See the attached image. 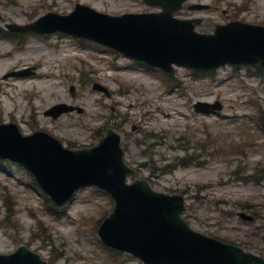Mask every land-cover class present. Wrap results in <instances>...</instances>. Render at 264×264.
<instances>
[{
    "label": "rangeland",
    "instance_id": "rangeland-1",
    "mask_svg": "<svg viewBox=\"0 0 264 264\" xmlns=\"http://www.w3.org/2000/svg\"><path fill=\"white\" fill-rule=\"evenodd\" d=\"M192 2L210 9L184 8L176 15L202 17L197 27L202 32L230 19L264 24V0ZM75 3L109 14L158 9L143 0H0V33L9 31L10 22L28 23L50 11L69 13ZM14 34L0 36L1 48L19 54L0 61V123L15 121L24 134L45 130L71 148L96 144L112 127L121 135L126 163L137 171L129 180L145 178L155 190L183 195L190 227L264 257V133L256 123L264 111V71L222 65L212 76L196 77L191 68L176 66L172 75H161L170 78L167 89L159 74L96 42L61 32ZM33 44L48 55L24 56ZM32 66L34 75L5 77ZM94 82L110 95L92 89ZM215 99L222 110L193 109L195 101ZM59 102L82 112L45 114ZM44 196L29 172L0 160V252L22 243L51 264H142L98 241L97 227L113 207L107 193L82 188L56 215L46 210ZM239 211L255 219L243 220Z\"/></svg>",
    "mask_w": 264,
    "mask_h": 264
},
{
    "label": "water",
    "instance_id": "water-1",
    "mask_svg": "<svg viewBox=\"0 0 264 264\" xmlns=\"http://www.w3.org/2000/svg\"><path fill=\"white\" fill-rule=\"evenodd\" d=\"M146 1L161 5L163 11L110 16L77 5L68 15L51 13L43 17L54 21L49 28L39 23L11 28L39 32L61 29L115 47L166 71L171 70L172 63L206 68L225 62L264 66V26L233 21L218 25L214 34H200L193 30L199 20L172 17L184 0ZM94 86L104 89L97 83ZM196 108L220 105L199 102ZM71 109L59 104L49 112L56 116ZM119 141L120 136L109 130L96 146L73 150L45 132L22 135L15 123L0 124V158L27 168L55 204H63L84 185H98L113 196L114 208L98 229L108 246L140 257L145 264H264V259L253 253L191 229L180 217L184 209L181 195L155 191L144 179L127 184L126 175L135 171L124 163ZM239 215L252 219L243 212ZM0 264L48 263L20 245L12 253H0Z\"/></svg>",
    "mask_w": 264,
    "mask_h": 264
},
{
    "label": "bare ground",
    "instance_id": "bare-ground-1",
    "mask_svg": "<svg viewBox=\"0 0 264 264\" xmlns=\"http://www.w3.org/2000/svg\"><path fill=\"white\" fill-rule=\"evenodd\" d=\"M46 54L48 55V52H45L43 47L33 44L24 53V56L39 57ZM18 56H19L18 51L13 52L11 49H4L0 47V61L7 63L17 58Z\"/></svg>",
    "mask_w": 264,
    "mask_h": 264
},
{
    "label": "trees",
    "instance_id": "trees-1",
    "mask_svg": "<svg viewBox=\"0 0 264 264\" xmlns=\"http://www.w3.org/2000/svg\"><path fill=\"white\" fill-rule=\"evenodd\" d=\"M256 174V173H255ZM9 202H7V204H8ZM48 203V202H47ZM47 207L49 208V209H54L53 208V206L50 204V203H48V205H47Z\"/></svg>",
    "mask_w": 264,
    "mask_h": 264
}]
</instances>
